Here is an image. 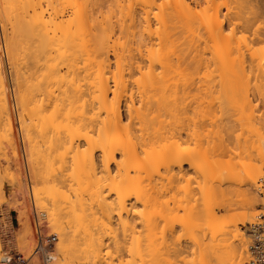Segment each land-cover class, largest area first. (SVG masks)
<instances>
[{"label": "bare ground", "instance_id": "bare-ground-1", "mask_svg": "<svg viewBox=\"0 0 264 264\" xmlns=\"http://www.w3.org/2000/svg\"><path fill=\"white\" fill-rule=\"evenodd\" d=\"M121 2H114L118 15L108 9L105 12L98 5L96 9L92 4L95 9L92 8L89 0H0V30L4 33L0 44L4 43L7 61L13 64L15 78L9 75L16 82L13 92L19 126L25 139L22 140L26 141L29 150L28 161L35 181L42 184L35 187L34 199L47 210V223L57 233L58 245L66 255L67 263L78 258L80 262L76 260L77 263L86 259V264H115L116 260H113L116 258L119 264H123L121 251L129 250L127 264H156L157 250L163 247L162 250L166 248L168 253L176 239L179 242L190 234L195 250L202 255L204 251L213 254L218 264H246L248 236L246 238L238 224L246 223L257 214L253 212L257 204V187L263 199L260 182L264 175V151L243 155L235 162H225L221 160L222 156H215L220 160L216 159L217 139L213 145L214 135L209 138L211 142L204 138L210 135L211 129L209 135H202L194 128L196 126L187 127L188 113L185 104L180 103L186 74L181 73V68H171L176 65H172L175 62L170 64L169 58H172L170 55L175 46L187 42H197V47L198 42L199 45L203 43L210 49L215 47L214 51L223 46L221 42H230L231 45L233 41L239 42L240 31L248 30L249 33V29L256 25V19H252L255 14L250 16L251 12L264 9L258 8V0H138L142 2L141 6L132 0L127 2L128 6L122 4L126 3L124 0ZM257 26L254 27L256 32L252 30L253 34L250 30L251 35L259 30L262 32ZM243 33L242 37L240 35L242 44L243 39L252 40ZM260 34H255L254 38L262 42L264 34ZM130 43L139 44L146 50L158 45L162 50L157 48L158 55L162 58L168 55L169 61L166 58L163 61L157 55L155 62L159 63L155 64L156 57L148 52L153 58L147 57V64L151 62L147 68L139 61L141 66L134 61L130 63L133 58L131 49L135 47L131 45L128 49ZM144 43L151 45L145 46ZM184 47L181 48L186 50ZM1 50L0 137L14 167L10 162L9 166L17 170L20 165L17 164L19 158L14 136L18 140L19 135H15V112L9 104L11 92L7 88L8 77L3 67L6 58L3 59L5 56L2 57L4 52ZM139 50L142 52L143 49ZM19 58L30 66L24 64V70L22 66H15ZM198 60L203 63L201 58ZM153 63L157 66L153 67ZM159 64L163 66H160L162 70L156 69L159 71L156 72L154 68H159ZM179 87L183 92H179ZM217 138H223V135ZM190 139L194 140L191 143L194 145L184 143ZM161 167L165 175H162ZM15 170L10 172L15 174ZM188 170L196 173L195 185H192L191 176L186 177ZM158 171H161L160 178H169V182L167 179L161 182L167 184H156ZM20 179L11 175L14 182ZM180 179L187 183L177 185ZM173 181L178 182L173 185ZM225 181H229L226 188L223 186ZM159 185L161 188L157 189ZM18 189L13 195L22 205L21 196L25 192ZM166 193H171L167 194L169 197L165 195L168 199L161 200ZM222 210L225 212L221 213ZM25 216L21 210L19 233L27 238L33 231L27 229ZM177 230H181V235L177 234L179 237L176 236ZM79 231L89 239L82 238L86 243L85 247L82 244L85 251L79 247L83 251L82 261L79 259L81 250H75L77 244L83 243L78 239L75 244ZM120 234L128 236L124 239L126 242ZM23 237L20 236L21 240ZM33 238L31 242L36 241ZM173 238L175 241L170 243ZM177 246L179 248L180 244ZM184 249L183 245L179 248L180 251ZM166 254L163 256L167 257Z\"/></svg>", "mask_w": 264, "mask_h": 264}, {"label": "rangeland", "instance_id": "rangeland-1", "mask_svg": "<svg viewBox=\"0 0 264 264\" xmlns=\"http://www.w3.org/2000/svg\"><path fill=\"white\" fill-rule=\"evenodd\" d=\"M89 1L91 3V6H93L92 8H94V9H95L94 5H96V9H97V5H98V8L101 7V9L103 11L106 10L105 12H107L108 10H112V11L117 12V14L119 15V13H118L119 11H117L118 10L117 7L114 8L116 6L114 2L117 3L118 0H115V1L114 0H112V1L111 0H102V1L101 0H89ZM121 1L123 2V0H120V2ZM128 1L124 0V2H126V3H122V2L121 3L124 4V6H126V5L128 6L129 5L128 3H130L131 0L129 2ZM261 1H262V3H261ZM261 1L258 0V2L260 4H257V6H258V8L261 7L262 9H264V4H263L264 0H261ZM99 2H101V4ZM132 2H134V3L136 2L137 6H139L142 3V2L141 3L138 2V0H134V1L132 0ZM103 3H104V5H103ZM92 4H94V5H92ZM106 5H107V7H106ZM257 6H255L254 8L257 9ZM101 9H98V10H101ZM251 9H249V12L251 11ZM262 12H264V10L263 11L256 10V13L255 12H251L250 16H252V14H255L254 16H252L253 18L248 15L250 13L247 14L253 20L256 19V21H254V23L259 26V28L257 26V29H261L262 32H260V30L257 31L259 34L261 33L260 35L264 34V31H263L264 30L263 29L264 28L263 27L264 23L262 24V22L264 21V14H262ZM256 14L258 16H256ZM260 14L262 16H260ZM254 17H256V18H254ZM259 17H261L263 21L260 22L261 18H259ZM122 19L124 20L123 17H122ZM257 20H258L259 23H256ZM124 21H126V19ZM0 23H1V19H0ZM126 23H129V22H126ZM260 24H262V26H260ZM256 25H254V27ZM254 27L249 29V33L250 34L247 33L248 30H244L245 33H243L244 31L243 32L240 31V33H239L240 35L243 33V36L245 34V37L246 36L247 37L251 36V38H252L251 41H248V40L246 41V40L243 39L242 40L243 44H242L240 42V38L242 37V35H241V37H240V35L239 36L237 35L238 38H239V40H238L239 42H236L237 40L233 41L234 42L233 45H231L232 43H230V42H226V43L225 42L224 43L221 42L220 44L223 45V46L217 47L218 48L217 51H214L215 47L212 48V45L210 46L212 49H210L207 45L204 46L203 43L201 45H199V42H198V47H197V44H195L197 42H195V43L190 42L189 41V37L190 36H189L188 37V41L191 44H194L195 46L194 45L191 46V44L190 43L188 44V42L184 43L183 44L185 46L184 48H186V50H187V48L189 49V50L186 51V50L182 49L183 48V45H182L183 42H178L177 44L181 43L182 46H177V47L175 46L174 47L175 51L173 50L174 53L172 52L171 55H170V57H172V58H169L170 59V64L175 62L172 65H174V66L176 65V67H171V68H177V67L181 68L180 70H182L183 72H181V71L180 72L183 73V74H186V76L184 77V82H183V83L186 82L183 85V86H185L183 88L184 89V95H183V93H182L183 96L180 94L181 98H183L184 100L181 99L182 102H180V103H182V105L185 104L184 107H186V110H187L186 113H188V117L186 119L187 127L196 126L194 128L196 130L199 129V131H201L202 135H204V133L207 134V135L210 134L209 136H205V137L203 136L205 139H208V140H209V138H212L213 135H214V137L212 138L213 139L212 140V144H213L214 139H217V142L215 140V142L217 143L216 147H219L220 149L219 148L218 149L215 148L217 151L214 149L216 154L214 155V153H213V155H214V157L215 156H219V157L222 156L220 158H221V160H223L225 162L226 161L227 162L228 161L235 162V161L239 160L240 157H242L243 155H244L243 157H245V156H247V154L249 155V153L252 154V152H254L255 154H258L259 152L264 151L263 150L264 149V128H263V125H264V40L263 41L261 40L262 42H259L260 41L259 39L256 38L258 40L257 41L254 38L256 35H259L258 33H255L256 35L255 34L251 35V32H252V34L254 32H256V30H255L256 27L255 28ZM250 30H251V32H250ZM0 32H2V33H0V36H1V38H0L1 41L0 42H3L2 40H4V37L2 39V36L4 35V33L1 30H0ZM228 43L230 45H228ZM235 43H237V44H235ZM238 43H241V45H240L241 47L239 46ZM245 43L253 44V45L249 46L248 44H245ZM1 44L3 45L4 43H1ZM1 44H0V46L3 47V48H0V49H2L1 50V52H2L4 50L5 46L4 45L2 46ZM131 45L132 44L130 43L127 46L128 49H129V46H131ZM143 45L150 46L151 44L144 43ZM133 46H135V45H132V47ZM199 46H201V47H199ZM132 47H130V48H132ZM153 47L155 48L154 50L152 49ZM153 47L152 48L150 47V49H148L149 48L148 47L147 48L149 50L148 51V50L145 49V47H140V45L137 44L135 47L132 48V49H135V50L131 49V51H133V52H131L132 53V57H133V58H131V61L128 60L129 59V57H128L129 56L128 49H126V51H128V52H125L126 55L127 54L128 55H127V57H126V55L124 57H126V59L130 63L134 61L137 64H140L142 62V64L144 63V65H143L144 68H147L148 64L151 63V62H149L147 64L148 61L146 62V60H148L147 57H149L150 54H152V53L156 54L155 56L152 54V56L154 58L156 57L153 62L155 64H157V62H158V61L155 62V60L157 59V55L159 54V50H161V49L159 48L160 46H158V45L157 46H153ZM179 47L180 48L182 47L181 48L182 51H181V49H179ZM136 48H138V49H136ZM139 48L143 49L142 52H141V50H139ZM157 48H159V50ZM167 48L168 47H166V49ZM176 48H177V50H176ZM156 50H158V53H156ZM165 50H164L163 53L166 52ZM170 51H172V50H170ZM196 51H199V52H196ZM148 52H150V54ZM183 52L184 53L187 52V54L185 53L186 55H184ZM143 53H144L145 56L142 55ZM145 53H147V54H145ZM163 53H160V55L163 54ZM113 55H114L113 52H111V56L112 57L111 56L110 57H111L112 61L114 59ZM3 56H5L3 59L6 58L5 61L3 60V64H4L3 67L6 70V76L8 77V78L6 77L7 78V84H9V85H7V88H8V91L11 92V93H9V95L11 94L9 96V98H10L9 99V104H10L11 108L15 107V109L12 108V110H13L12 112H15V115L13 113V115H14L13 117H15V118H13V122H14V130H16V131L18 130V132L15 131V135L17 133H18L17 136L19 135L18 136V140L16 139V136H14V137H15V140H16L15 143H16L17 153H18L17 158H19L18 159L19 161L17 160V164L19 163L18 165H20V166H18V168H17L18 172H17V170H15V168H11L10 167L12 165L11 156L7 152L6 144H5L4 141L1 140L2 139L1 138L2 136H1L0 137V140H1L0 141V256L2 254H4L5 252H12L14 254L15 253H22V255H23V263L22 264H44L40 260L38 254L36 252V241H34L35 243L31 242V241H33V240H31V238H33V237H34L33 239L36 240V234H35L36 231H35L33 215H32V205H31V197H30V193H29V185H28V181L25 179V175H24V172H23V170H24V162L25 163L27 162L29 170L31 169L30 170V179H31L33 191H34V189L36 190L37 187L42 186V184L38 183L37 181H35L36 179H35V177L33 175L34 174L33 173V169L31 167L30 161H28L29 160V158H28V156H29L28 146H27L26 141H23L25 139L23 138L24 136L22 137L21 129H20V126H19L20 123H19V118H18V115H17L18 113H17V110H16V105H15L16 101H15V95H14L15 94L14 90H15L16 86L13 85V84L16 83L15 80L13 79V78H15L14 71H12L13 70V64L11 63L12 61L11 62L7 61V57L5 55V52L3 53L2 57ZM20 56L22 57V55H20ZM124 57L122 59H125ZM153 57H151V59ZM181 57H183V58H181ZM191 57H192V59H191ZM22 58L25 59V57H22ZM115 58H116V56H115ZM160 58L163 59V61H165L166 56H165V58H162V57L159 56V59ZM200 58H201L203 63H201L200 60H198ZM23 59H22V61H23ZM28 59H30V58H28ZM8 60L10 61L9 58H8ZM167 60H168V55H167L166 61ZM181 60L184 61V64L182 63L183 61H181ZM17 61H19V62L15 61V66H18V67L22 66V68L24 70L25 67L27 66V64H25L24 62H21L20 58ZM159 61H162V60H159ZM27 62L29 63L30 60H27ZM154 63L151 64V65H153V67H156L157 65L154 66L155 65ZM176 63H178V64H176ZM9 64H11V67L9 66ZM142 64H140V66ZM145 64H147V65H145ZM160 64H162V63H160ZM160 64H159V68L157 67V68H154V69L155 70L158 69L159 71H161L162 70L161 67H163V66H161ZM170 64H169V66H170ZM29 66L30 65H28L27 67H29ZM9 71H11V72H9ZM159 71L156 70V72H159ZM176 72L179 73L178 71H176ZM9 74L13 75L14 77L12 76L13 77L12 78L11 75H9ZM12 86H14V87H12ZM183 86L181 85V87H183ZM181 87H179L181 90L178 89L179 92L180 91L183 92ZM11 99H13V100H11ZM12 103H14V104H12ZM187 120H189V121L187 122ZM261 124H263V125L260 126ZM1 129H2V126L0 128V131H1ZM210 129H211V131H210ZM209 131H210V133H209ZM215 131H216V133H215ZM217 131L219 133H222V134H219V133L217 134ZM224 132H226V133H224ZM216 134L219 137L221 135H223L224 139L223 138H217ZM184 136H186V135H184ZM226 136H227V138H226ZM192 140L189 141L190 143L189 142H184V143L185 144L187 143V144L190 145L192 143ZM186 141H188L187 138H186ZM219 141H221V142H219ZM193 142H194V140H193ZM218 142H219L220 145L218 144ZM222 143H224V146H223ZM161 144H163V143L161 142ZM18 145H19V147H18ZM191 145H194V143L191 144ZM221 145L224 148L226 147L227 150L222 148ZM222 149L225 150V151H222L223 153L220 152ZM256 151H257V153H256ZM5 152H6V154H5ZM245 152H247V153H245ZM97 153L99 154V152H97ZM7 155H9V158L5 159V156H7ZM215 158L220 160L217 157H215ZM7 161H8V163H7ZM9 162H10V166H9ZM12 167H14V166L12 165ZM3 168L5 170H7V171H5ZM11 170H13V171L15 170V174H13L14 172L11 173L12 172ZM160 170L163 172L162 175H165L164 169L162 167L160 168ZM191 171L192 170H190V171L188 170V172H186V177L191 176L192 178H190V177L189 178L192 181V185L193 184L195 185L196 173H194V171H192V172ZM160 172L158 171V174ZM11 175H16V177H21L22 179H20L19 182L18 181L14 182V181L11 180ZM155 176H156V178H154ZM154 177L153 178L155 180L159 178L158 180H156L157 182L154 181V179H153V181L156 182V184H159V182H160V184L164 185V184H167V182H165L164 184L161 183V182H164V180H166V179H167V181L169 180V178L165 179V177L163 178V176L160 178V174H159L158 178H157V174L154 175ZM160 179H161V181H160ZM183 179L186 180L188 178H186V179L183 178ZM174 180H175V178H174ZM182 180L180 179V181H181V182L179 181L180 183L178 181H173V185H175L174 184L175 182H178L176 184L180 185V186L185 184L186 181L183 180V182H182ZM20 182H22L21 186H20ZM181 183H183V184H181ZM35 184H37V185H35ZM228 185H229V181H227V182L225 181V184H223V186L225 188L228 187ZM160 186L161 185H159V187L157 189H160L161 188ZM17 188H19L18 190H20V192L21 191L25 192L22 195V196H25V197L21 196L22 205H19V203L17 202V199L13 195L14 191ZM64 188H65V190L67 189L66 186H64ZM257 189H258V187H257ZM257 189H256V191H257ZM256 191H255V194L258 195V196L256 195L258 202L256 201L257 204H255V207H254L255 209L253 210V212L254 213L256 212L257 214L254 215L255 216L254 218L253 217L251 218L252 220L250 219L251 221L248 220L246 223H239L238 224V227L241 230L244 231L246 238L248 236L247 235V231H246V227H247L249 222H253L255 220L256 216L259 213L258 208L260 207V204H262V202L264 201V199H262L259 196L258 191L257 192ZM23 192H21V193H23ZM167 194H169V193L164 194V196L167 195ZM169 195H167V196L169 197ZM162 197H163V195L161 196V198ZM165 199L167 200L168 198L165 196V198L163 197V199H161V200H165ZM34 202H35V205H37L36 207H37L38 211L44 212L45 214L47 213L46 209L40 207L38 200L34 199ZM21 210H24V212L26 214L25 217H26L27 229L29 230L30 228H32L30 230L33 231V232L31 231L32 233L28 234L27 238L30 237V239H28V240H27V238H24L22 236L23 234L21 235L19 233V227L22 224L21 219H20ZM236 211H237V209H236ZM222 212L224 213L225 211L222 210L221 213ZM28 213H29V215H27ZM232 213H233V211H232ZM234 214H236V213L234 212ZM47 216H48V213L46 214L45 219L41 220V226H42L43 234L44 235H49V234H53L54 233V234L57 235V233L52 228L49 227V223H47V219H48ZM12 217H13V220H12ZM27 218H28V221H30V223L27 222ZM20 222H21V224H20ZM28 224H29V226L30 225L31 226L28 227ZM160 228H159V230H160ZM180 231L181 230L178 231L179 233L178 232L176 233L177 237H179L178 235H181ZM79 232H81V231H79ZM82 232L80 234L77 232L78 235H80V237L76 233H74L78 237V238L76 237V243L75 244H77L78 239L80 240L78 242H83L84 238H85V241L89 240V239H86L85 233L83 232L84 233L83 234ZM119 232H121V229H120ZM31 234H32L33 237L31 236ZM82 234H83V236H81ZM20 236L23 237L22 238L23 240H21ZM86 236L88 237V235H86ZM121 236L124 237V238L122 237L123 240L128 237V236L125 237L123 234L122 235L120 234V237ZM176 236H174V237H176ZM188 236L191 237L190 234ZM184 237L186 239L187 238L188 239L186 240L185 238H181V239H179V242H178V239L175 238L177 240L176 241L177 244H176V242H175V244L172 243V242L175 241L174 238H173V241L171 239V241H170V243H172L171 244V249L168 250V253H167L166 248H165L166 252H164L165 250H162V249H164L163 247H162V249L157 250L158 253L156 252V254H155L156 255L155 256L156 257L155 258L156 259L155 260L156 264L157 263L158 264H161V263L162 264H164V263L166 264L167 261H168L167 264H169V262H172L173 264H187V262H185L186 259H187L186 261H188V264H207V263L208 264H218V261L215 259V257H213L214 256L213 254L210 255L211 253H206V251H204V253L202 255V253L199 252V250H195L196 246L194 244L193 238H191L192 242H193V244H192V242L190 241V237H186V236H184ZM122 238H121V240H122ZM20 240L22 241V243H21ZM26 240L29 241L32 244L29 245V242H27ZM59 240L60 239L58 237V242H59ZM123 240H122V243H123ZM180 240L182 241V244L180 243ZM25 241H26V243L28 245H26V243H24ZM124 241L126 242V240H124ZM58 242L56 244V252H55V255H54V260H52L51 262H49L47 264H64V263L65 264H73L71 262H76V260H78V258L77 259H72V260H75V261L69 260V262L71 261L70 263H67L68 260L65 261L66 258H64V257L66 255L63 254L60 251L61 249L59 248ZM84 242L83 243H79V244H81L80 246H79V244H77L76 246L78 248L76 247L75 250L77 249V251H78L79 249L81 250L82 248H83L82 250H84L85 249L84 247L86 246V243L84 244ZM184 242H185L186 245L184 244ZM247 242L249 244V238L247 239ZM178 243L180 244L181 247L183 245V249H184V245H185L186 249L180 251L179 250L180 246H179V248L177 246V245H179ZM23 244L26 245V246L24 247ZM33 244H35V245H33ZM82 244H83V246L84 245L85 246L82 247ZM173 244L176 245L175 247L177 249L173 247ZM28 247H30V248H28ZM79 247H82V248H79ZM172 249H175V250H172ZM82 250H81V252L78 251L79 254L81 253L80 256H79V259L81 261H82L81 256L84 258V256L82 255L83 254ZM110 251L112 252L113 250H110ZM169 251L172 252V253H170ZM121 252H123V254H124V255L120 254V255H123V256H121L122 260H123V264L124 263L127 264L126 262H128V260L130 261V257H129L130 255H128L129 250L128 251L127 250H125V251L122 250ZM161 252H163L164 254L167 253L166 256L168 258L164 257L163 256L164 254L161 253ZM179 252H181V253H179ZM161 254H162V256L160 257L159 255H161ZM157 255L159 256V259L157 258L158 257ZM201 255L203 257H206V259L203 258ZM170 256H171V258H170ZM126 257H127V259H126ZM171 259H173V261ZM84 260L86 261V259H84ZM205 260H206V262H205ZM85 261L82 262V263H77L76 262V264H86ZM114 261L116 262L115 264H117V261H118V264H119V260H117L116 258H114L113 262ZM172 263H170V264H172ZM121 264H122V262H121ZM246 264H247V262H246Z\"/></svg>", "mask_w": 264, "mask_h": 264}, {"label": "built area", "instance_id": "built-area-1", "mask_svg": "<svg viewBox=\"0 0 264 264\" xmlns=\"http://www.w3.org/2000/svg\"><path fill=\"white\" fill-rule=\"evenodd\" d=\"M24 175L28 181L29 193L31 197L32 215L36 231V252L40 260L47 264L54 260L58 236L56 234L44 235L42 232L41 220L46 214L38 211L34 202V193L30 179V170L27 162H24ZM260 194L264 199V175L260 182ZM249 238L248 261L247 264H264V201L259 207V213L253 222H249L246 227ZM22 253L5 252L0 256V264H22Z\"/></svg>", "mask_w": 264, "mask_h": 264}, {"label": "crops", "instance_id": "crops-1", "mask_svg": "<svg viewBox=\"0 0 264 264\" xmlns=\"http://www.w3.org/2000/svg\"><path fill=\"white\" fill-rule=\"evenodd\" d=\"M12 220H13V217H12Z\"/></svg>", "mask_w": 264, "mask_h": 264}]
</instances>
